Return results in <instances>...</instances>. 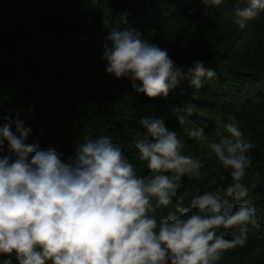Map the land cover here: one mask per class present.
Instances as JSON below:
<instances>
[{
	"label": "clouds",
	"instance_id": "clouds-1",
	"mask_svg": "<svg viewBox=\"0 0 264 264\" xmlns=\"http://www.w3.org/2000/svg\"><path fill=\"white\" fill-rule=\"evenodd\" d=\"M200 2L219 10L225 0ZM261 13L264 0H236L223 16L243 30ZM121 20L127 23L121 16L110 26L101 60L107 74L126 78L134 92L167 97L182 81L198 90L204 79L216 77L202 60L177 65L141 32L121 29ZM19 116H4L0 124V256L8 258L3 264H221L226 252L246 244L249 225L260 226L245 199L254 145L234 118L223 122L217 116L224 129L217 131L218 142L203 128L188 133L230 169L231 182L225 186L228 176L221 175L220 182L213 178L180 192L183 177L200 179L203 161L182 154L183 140L162 119L143 118L146 132L135 134L139 160L149 170L141 175L110 136H84L65 160L53 147L26 143L31 129ZM177 118L180 124L187 120ZM221 229L238 234L228 239Z\"/></svg>",
	"mask_w": 264,
	"mask_h": 264
},
{
	"label": "trees",
	"instance_id": "trees-1",
	"mask_svg": "<svg viewBox=\"0 0 264 264\" xmlns=\"http://www.w3.org/2000/svg\"><path fill=\"white\" fill-rule=\"evenodd\" d=\"M235 3L225 0L217 10L200 0H0V124L4 116L19 113L31 129L26 143L53 147L65 160L84 136H110L138 174L147 175L135 134L146 132L143 118L162 119L183 140L182 154L203 161L199 180L182 178L183 192L213 178L220 182L221 175L228 176L225 186L231 182L230 169L188 133L203 128L218 142L217 131L224 129L218 128L217 116L223 122L238 120L246 142L254 145L245 199L260 226L249 225L246 244L226 252L221 264H264V13L240 30L223 16ZM121 16L127 20L120 21L121 29L141 32L167 49L177 65L202 60L216 77L204 79L198 90L182 81L167 97L134 92L126 78L107 74L101 60L109 28ZM178 115L187 116L184 124ZM4 147L7 153V142ZM221 232L228 239L238 234ZM7 259L0 256V264Z\"/></svg>",
	"mask_w": 264,
	"mask_h": 264
}]
</instances>
